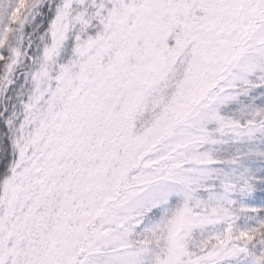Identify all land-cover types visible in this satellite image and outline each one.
<instances>
[{
  "label": "snow or ice",
  "instance_id": "6c2138e0",
  "mask_svg": "<svg viewBox=\"0 0 264 264\" xmlns=\"http://www.w3.org/2000/svg\"><path fill=\"white\" fill-rule=\"evenodd\" d=\"M0 264H264V0H0Z\"/></svg>",
  "mask_w": 264,
  "mask_h": 264
}]
</instances>
